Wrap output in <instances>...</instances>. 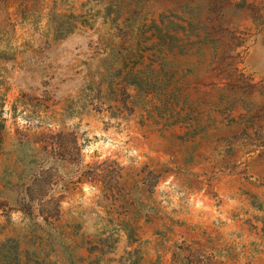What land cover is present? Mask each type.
I'll return each mask as SVG.
<instances>
[{"label": "rangeland", "instance_id": "obj_1", "mask_svg": "<svg viewBox=\"0 0 264 264\" xmlns=\"http://www.w3.org/2000/svg\"><path fill=\"white\" fill-rule=\"evenodd\" d=\"M0 103V239L264 264V0H0Z\"/></svg>", "mask_w": 264, "mask_h": 264}, {"label": "trees", "instance_id": "obj_2", "mask_svg": "<svg viewBox=\"0 0 264 264\" xmlns=\"http://www.w3.org/2000/svg\"><path fill=\"white\" fill-rule=\"evenodd\" d=\"M159 63L160 66H151L149 70L152 74L145 79V83L153 91L161 93L166 98V94H169L166 90L171 73L165 75L167 74V70L164 68L163 61L161 60ZM136 81H140V78H135L131 82L137 84ZM1 107L2 103H0V112L2 111ZM2 128L3 122L0 119V146L2 143ZM49 215L48 213L41 215L44 222H50L48 220ZM35 223L32 222L30 224L21 238L16 235L0 239V264H52L51 258L49 257V253L53 250V243L50 239L51 233L46 231L45 233L50 234V237H47L45 233H42L39 226L36 225L37 223ZM24 238H26V241L22 247H19V240ZM35 240L37 243H34Z\"/></svg>", "mask_w": 264, "mask_h": 264}]
</instances>
